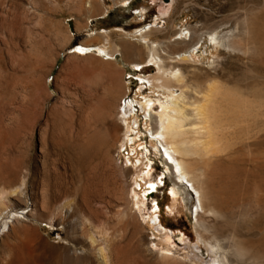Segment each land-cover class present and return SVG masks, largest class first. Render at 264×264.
<instances>
[{
    "label": "rangeland",
    "instance_id": "rangeland-1",
    "mask_svg": "<svg viewBox=\"0 0 264 264\" xmlns=\"http://www.w3.org/2000/svg\"><path fill=\"white\" fill-rule=\"evenodd\" d=\"M223 23L241 51L224 48V39L215 49L201 32ZM186 28L196 32L189 64L179 65L187 79L194 77L189 90L152 87L156 67L134 65L144 59V46ZM104 46L120 52L109 55ZM9 48L15 61L30 56L33 70L15 63ZM170 48L179 53L185 46ZM1 59L0 189L23 185L11 213L27 212L19 220L33 235L34 253L25 264H101L99 248L109 264H224L222 251L207 243L213 239L205 240L212 234L232 261L264 264V0H0ZM216 73L215 81L241 97V125L230 158L219 163L222 171L214 166L222 178L208 170L204 205L216 206L212 214L202 209L195 183L180 176L165 138L153 131L162 106L181 90L194 97ZM26 78V90L34 89L29 94L40 103L28 120L15 110ZM112 106H119L122 131L109 151L121 169L106 166L97 148L106 139L102 110ZM15 113L26 120L24 129L12 125Z\"/></svg>",
    "mask_w": 264,
    "mask_h": 264
},
{
    "label": "bare ground",
    "instance_id": "bare-ground-1",
    "mask_svg": "<svg viewBox=\"0 0 264 264\" xmlns=\"http://www.w3.org/2000/svg\"><path fill=\"white\" fill-rule=\"evenodd\" d=\"M79 21H78V23H80ZM226 25H227L226 23L220 24L217 27L204 25L201 32H204L208 36H210L211 41L213 42L215 49L221 45V41H222V39H224V40H226V44L224 45V48L232 50V51H241V45L236 40V38L238 36H236L234 34L228 35L229 33H231V31L227 30ZM79 28H81V27L78 26V30H79ZM190 30H187V28H186L185 33H183L184 32L183 30H182L183 32L180 31L178 33L179 36H177L176 38L175 37L172 38L171 36H168V37L162 36L160 41L152 42L150 44L147 43L144 46V56H143L144 59H142L143 57L141 56V53H140V55L138 57L141 58L142 60L139 59L140 62L135 63L134 65L136 68L137 67L142 68L143 65H153L156 67L158 74L155 75L152 82L148 81V83H150L152 87L160 88L163 90H170L173 87H176V88L179 87L180 89L186 90V88L188 89L189 85H191L190 83L194 77L191 79L190 78L187 79V76H185L184 73L182 72V69L183 68L185 69V67H183V66H185L186 64H189V60H190L189 53H190L191 49L195 46V45L193 46V42H194V38H195L194 35H196V32H194V31L191 32ZM108 31L107 30L102 31V32H100V35L101 34L106 35L108 33ZM156 31L158 33H163L165 31V28L159 27L156 29ZM217 31L220 32V36L216 35ZM197 38H198L197 44H199L200 40H201V36L198 35ZM14 43L15 42L12 41V44H13L12 48L16 47V45H14ZM12 44L10 43V45H12ZM35 44H33V45H35ZM179 44L184 45L185 49L182 52L174 53L170 47H173L174 45L176 46ZM164 46H166L167 48L165 49ZM32 47H35V46H32ZM103 48L105 50H107L109 55H113V54H115V52H120V49L116 46H114V48L111 50H108V48L106 46H104ZM33 50H35V49L33 48ZM12 52H14V51H12ZM8 53H10L8 56L12 55L11 57H13V60L15 63L22 64V65L29 66V67L31 66L30 61L28 60V58L30 59V56H27L28 57L27 58V57H25L26 55L23 56L20 53L21 54V55L19 54L20 60L15 61L16 59H19V58H17L18 54L11 53L10 48L8 49ZM164 54L167 56H163ZM4 60L1 59L0 63L1 62L3 63ZM167 61H170V62H167ZM176 65L178 66V68ZM179 65L182 66L183 68L179 67ZM19 67H22V66H19ZM31 69L32 68L30 67V70ZM28 76H30V75H28ZM216 77H218V73L214 74V76H211L207 82L205 81L206 85H204L203 87H201L199 89H198V87L197 88L194 87V88H196V89H194V93L196 94L194 97L190 98L184 92V90H181L180 94L178 96L174 97L173 98L174 100L171 101V103H169L166 106H162V111L158 114V117L156 118V123H157L156 126L157 127L153 131V135L156 134L157 136H163L165 138L166 142L170 146V149L177 156L175 159L176 169L178 170L180 176L185 178V179H188L189 182L195 183L196 192L198 193L197 194L198 199H199L198 201H199L200 205L202 206V209H204L205 212H209L212 214L218 213L216 206H212L211 204L208 206L204 205V200H206L208 198V194H209L208 185L206 184V177L208 174V170L209 169L213 170L214 172H216V175L218 174L220 176L219 179L222 178L221 177V175H222L221 171L222 170L219 166L220 165L219 163H221L222 161H224L227 158H230V157H228L229 154H226V153H228L231 150V148L234 146L235 143L233 142V140H234V137L238 134V131L236 130V128L238 126L240 127V125H241V97L235 91V89L229 88L226 84H221L220 82L215 81ZM26 80H27V78L25 79L24 86L26 84ZM3 81H4V79H2L0 76V86H1ZM29 81L27 82V84L28 83L29 84L28 85L26 84V86H28V87H23L22 86L23 84L21 85L23 88V91H24V89L26 90L30 87L29 85H31V83ZM31 89H29V90H31ZM23 91L21 90L20 92H23ZM30 92H34V89H32L29 92L27 90L24 91L23 92L24 95L21 94V95H23V97L21 96L22 97L21 102H20L21 104L19 103L20 106L17 105L18 107H16L15 110L18 111V109L20 107V109L23 111V112L21 111L22 113H25V112L27 113L28 111H31V113H32V111H33L34 114H36L38 112L37 110H38V108H40V103L36 100L37 98L34 95L33 96L35 97V99L33 98V96H31L33 93H31V95L29 94ZM104 95H106V94H104ZM11 97L14 101L15 97L14 96H11ZM119 97H121V99H120V101H121L123 98H125V94L122 93V95ZM0 99L2 100L1 97H0ZM1 100H0V102H1ZM10 100H9V102L11 103ZM116 101H115V104H116ZM17 102H18V100H17ZM1 103H3V102H1ZM8 103H5V104H8ZM107 104H109L108 101L106 102V105ZM112 105H113V103H112ZM119 106H120V104H119ZM119 106H118V108H119ZM108 107H111V105L109 104ZM112 107L114 109L113 108H107L106 110L105 109L102 110V112L104 111V113H103L104 118L103 117H100V118L102 119L101 122L106 127L105 128L106 139L105 140L103 139L104 141L102 143L100 142L99 145H97V148L100 150L102 149L104 151V157L106 159V162H105L106 166L108 165L110 168L113 167L114 169L115 168L121 169V167H119V165L117 164L116 159L110 154V151H109V147L111 146V145H109V143L112 144V142H113L115 144L117 142V139H118V134L122 131L121 127H120V123H119L120 119H118V115H119V112L117 111L118 108H116L114 106H112ZM115 108H116V110H115ZM22 113L21 114L19 113V115H22ZM26 113L23 115L25 116ZM28 113L31 114L30 112H28ZM28 113H27L28 118H26V116H25V118L27 120L30 119L32 115L34 117V114L32 113V115L29 118ZM95 114H97V113H95ZM103 114H101V115H103ZM20 118L23 119L24 117L22 116ZM20 118H19V116H16V113H15V118H14V121L12 123V125H14L15 127L18 128L15 130H19V128L21 127V123L22 122L25 123V121H26L25 119H24L25 121L20 120ZM33 119H35V118H33ZM27 122H29V121H27ZM0 127H1V123H0ZM21 128H23V127H21ZM71 128L72 127L69 128L70 129V132H69L70 138H72V135H73V130H71ZM87 129H89V127H87L86 130ZM0 130H1V128H0ZM81 131H83V130H81ZM67 132H68V130H67ZM78 133H80V132H78ZM70 142H72V141L70 140ZM86 144L88 145V148H89V146L92 147V145L90 143H86ZM114 144H113V146H114ZM113 146L111 148H113ZM94 148H96V147H94ZM90 150H91V148H90ZM95 151H96V149H95ZM215 165L219 166L221 171L219 169L215 170V167H214ZM223 180H224V178H223ZM232 181H234V176H233V178H228V182H232ZM22 187H23V185H21L19 188H16V189H10V190L9 189L8 190L0 189V236L3 237L2 244H4V246L2 249L3 250L2 254L4 256H6V259L3 260V261H5V264H25V262L27 260L32 259V256L34 253L32 245H31L34 242L33 235L31 233V231L20 222L21 220H19V219L26 220V218L21 214L11 213V211H14V210H12V207L14 205L13 204V198L14 199L17 198L18 200L21 201V196L23 195ZM218 209H220V208H218ZM20 213L26 214L27 212L21 211ZM122 215H123V213H122ZM159 217L160 216H156V219H158ZM133 221L135 222L134 224H136V226L139 224L137 222V220H135V218L133 219ZM203 231L208 232L207 227L203 226ZM34 237H35V235H34ZM208 239H213V241H214V244L207 242L209 244V247L212 250L214 248H217V249L222 251V254L220 256L221 257L220 261L222 260L224 262V264H241L240 262L232 261L233 255L230 253H227L225 248L220 244V240H219V237L217 236V234H212L209 238H206L205 240H208ZM89 242H90L89 243L90 246H95V244H96V241L93 238H89ZM238 250H240V249H238ZM238 250H237V252H238ZM239 252H241V251H239ZM234 254H236V252ZM98 255L100 256L101 264H109L110 262H112V261H109V259H108L110 257L106 256V251L104 248H99V254ZM242 256H244V255H242ZM115 259H117V258H115ZM161 259L168 261L171 258H168L165 255H161ZM162 260L160 262H162ZM173 260H175V259H173ZM69 264H81V262H80V260L76 259V260H72Z\"/></svg>",
    "mask_w": 264,
    "mask_h": 264
},
{
    "label": "snow or ice",
    "instance_id": "snow-or-ice-1",
    "mask_svg": "<svg viewBox=\"0 0 264 264\" xmlns=\"http://www.w3.org/2000/svg\"><path fill=\"white\" fill-rule=\"evenodd\" d=\"M77 51H82V49H77Z\"/></svg>",
    "mask_w": 264,
    "mask_h": 264
},
{
    "label": "flooded vegetation",
    "instance_id": "flooded-vegetation-1",
    "mask_svg": "<svg viewBox=\"0 0 264 264\" xmlns=\"http://www.w3.org/2000/svg\"><path fill=\"white\" fill-rule=\"evenodd\" d=\"M138 11V10H137ZM131 14H134V12H131Z\"/></svg>",
    "mask_w": 264,
    "mask_h": 264
},
{
    "label": "built area",
    "instance_id": "built-area-1",
    "mask_svg": "<svg viewBox=\"0 0 264 264\" xmlns=\"http://www.w3.org/2000/svg\"><path fill=\"white\" fill-rule=\"evenodd\" d=\"M22 215V213H20ZM24 214V213H23Z\"/></svg>",
    "mask_w": 264,
    "mask_h": 264
}]
</instances>
